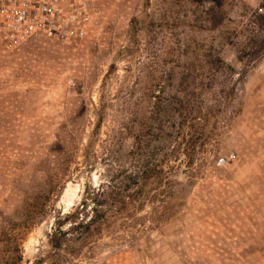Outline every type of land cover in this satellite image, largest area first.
<instances>
[{
	"label": "rangeland",
	"instance_id": "obj_1",
	"mask_svg": "<svg viewBox=\"0 0 264 264\" xmlns=\"http://www.w3.org/2000/svg\"><path fill=\"white\" fill-rule=\"evenodd\" d=\"M259 7L264 0H94L82 40L16 43L0 33V264L16 249L20 264H264ZM147 71L159 85L183 72L202 84L183 92L208 121L204 145L186 158L192 148L176 139L168 152H179L165 158L166 176L185 188V206L161 225L119 220L85 245L75 240L78 230L62 245L70 251L53 257L58 216L109 180L113 145L140 158L137 124L155 102L138 100L136 83ZM154 93L180 97L168 88ZM124 122L132 131L121 139ZM91 206L78 217H90Z\"/></svg>",
	"mask_w": 264,
	"mask_h": 264
},
{
	"label": "trees",
	"instance_id": "obj_2",
	"mask_svg": "<svg viewBox=\"0 0 264 264\" xmlns=\"http://www.w3.org/2000/svg\"><path fill=\"white\" fill-rule=\"evenodd\" d=\"M169 71L170 67L163 73L167 74ZM183 76L184 72L179 78L172 79L169 85L165 82L159 85L149 71L145 73L143 79L139 78L136 84L142 90V95L138 96V100H143V102L147 101L146 98L155 100L146 116L147 110H144V120L137 124L139 137L141 136L137 146L140 158L133 160L129 158L130 152L125 146L113 145L115 147L112 149V155H115V158H110L112 164L106 163L109 168L105 169L109 174V180L85 191V197L79 208L64 216H58L57 228L50 235V239H53V257L61 251H70L69 248H62V245L66 242L70 244L72 241L68 240V235L72 236L73 232L76 233L78 230L75 240L85 245L94 241L93 239H98L104 233L103 231L112 228L119 220L120 223L125 222L123 224H126L128 228L136 221H140L139 224L146 221L152 225H161L164 221L173 219L185 206V188L166 176L167 160L165 158L170 156L169 153L179 152L178 147H173L168 152L171 143H176V139L192 148L187 149L189 152L183 155L186 158H193L195 148L204 145L202 139L208 121L202 117L201 108L196 103L197 100L183 92L188 88L190 90L200 89L202 84L194 83L195 78L186 80ZM167 88L169 92L173 90L180 97L175 100L172 97L163 98L154 93L155 91L160 93L162 89L167 90ZM131 131L129 125L124 122L118 133L123 139ZM147 136L153 137L154 140L149 141L148 145L145 141L142 144L141 140ZM153 144L155 146L150 151V146ZM146 151L147 155H145ZM88 203L92 204L90 208L92 215L86 219L78 217V212L86 209ZM144 208H148L150 213H146L142 219L138 220L136 214L142 212ZM62 226H69V232L65 233ZM16 250L18 254L5 264H20L21 254L19 249Z\"/></svg>",
	"mask_w": 264,
	"mask_h": 264
},
{
	"label": "built area",
	"instance_id": "obj_3",
	"mask_svg": "<svg viewBox=\"0 0 264 264\" xmlns=\"http://www.w3.org/2000/svg\"><path fill=\"white\" fill-rule=\"evenodd\" d=\"M94 0H0V33L22 43L32 38L68 44L90 32ZM264 17V7L257 9ZM230 154L226 160H232ZM225 159H220L222 165Z\"/></svg>",
	"mask_w": 264,
	"mask_h": 264
}]
</instances>
